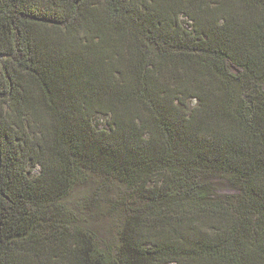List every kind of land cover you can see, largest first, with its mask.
I'll list each match as a JSON object with an SVG mask.
<instances>
[{"label":"trees","instance_id":"16d2710c","mask_svg":"<svg viewBox=\"0 0 264 264\" xmlns=\"http://www.w3.org/2000/svg\"><path fill=\"white\" fill-rule=\"evenodd\" d=\"M256 3L0 0V264H264Z\"/></svg>","mask_w":264,"mask_h":264},{"label":"rangeland","instance_id":"374dc122","mask_svg":"<svg viewBox=\"0 0 264 264\" xmlns=\"http://www.w3.org/2000/svg\"><path fill=\"white\" fill-rule=\"evenodd\" d=\"M222 2H227V0H221ZM235 4H238L241 6V8L246 11V10H250L246 9L247 7H252V8H260V5L257 4L258 3H263L264 0H229ZM251 1L253 3H251ZM256 1V2H254ZM182 22L184 23V25L188 28H191L192 23L191 21H189L185 16H181ZM196 104L194 99H191L189 101V107H193ZM95 124L97 127L99 128H103L106 127L107 124V117H105L104 115H97L95 117L94 120ZM38 169H34L33 173H37ZM102 182L99 180V182L93 181L89 186H98L100 188H103L101 186ZM110 189H112V186L109 185ZM109 190V189H108ZM111 192V190H109ZM112 194V192H111ZM107 204L103 203L101 205L94 208V206L91 208V210L94 212V214L96 213V217H95V225L94 228L96 229L97 232H99L104 238L108 239L110 238L111 234L114 232L115 228H116V224H117V217L115 218H110L109 215L105 214V210H106ZM101 213V214H100Z\"/></svg>","mask_w":264,"mask_h":264}]
</instances>
